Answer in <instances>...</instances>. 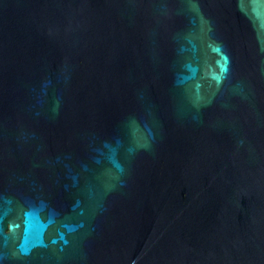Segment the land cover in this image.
<instances>
[{
  "label": "water",
  "instance_id": "1",
  "mask_svg": "<svg viewBox=\"0 0 264 264\" xmlns=\"http://www.w3.org/2000/svg\"><path fill=\"white\" fill-rule=\"evenodd\" d=\"M0 264H264V0H0Z\"/></svg>",
  "mask_w": 264,
  "mask_h": 264
}]
</instances>
